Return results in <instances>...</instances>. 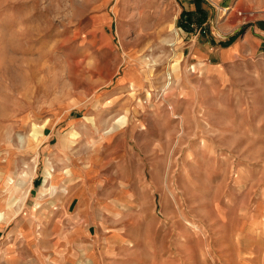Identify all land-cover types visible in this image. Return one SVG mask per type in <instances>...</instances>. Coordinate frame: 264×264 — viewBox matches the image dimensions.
<instances>
[{
	"label": "rangeland",
	"instance_id": "374dc122",
	"mask_svg": "<svg viewBox=\"0 0 264 264\" xmlns=\"http://www.w3.org/2000/svg\"><path fill=\"white\" fill-rule=\"evenodd\" d=\"M200 1L0 0V224L68 201L77 264H264V49L220 57L264 9Z\"/></svg>",
	"mask_w": 264,
	"mask_h": 264
},
{
	"label": "crops",
	"instance_id": "0c3cea01",
	"mask_svg": "<svg viewBox=\"0 0 264 264\" xmlns=\"http://www.w3.org/2000/svg\"><path fill=\"white\" fill-rule=\"evenodd\" d=\"M202 1H200L202 7L206 3H208L207 5H222L225 8L231 5L229 0ZM182 4L184 5V10L191 11L194 8L195 0H182ZM247 6L252 16L259 9H264V0H248ZM240 29L242 30L238 33ZM233 33L236 36L231 44L220 49L222 60L229 61L237 56L253 54L260 48L264 49L263 17L253 16V18H248L244 23L238 24ZM199 58H202V60L207 59L208 55L205 57L199 56ZM66 202L68 201L54 203L57 205L56 212L50 217V220L55 222L60 219L65 228L70 230L65 231L69 235H62L63 233L54 230L51 232L49 230L50 233L46 235L43 231L32 228L24 229L23 231L14 229L9 231L8 225L13 218L6 224H0V264H77L75 259H78V248L89 246L91 250L93 248L92 244H90L92 240L85 229L77 227L79 222L84 223L87 218L81 215L78 210L77 212L75 210L70 212L69 208L64 206ZM67 205H70V203L68 202ZM77 221H79L78 224ZM51 227L54 226L51 225ZM77 231L80 233H77ZM68 236L69 240H67ZM62 249L65 251L62 252ZM90 250H86L85 254L90 252ZM89 257L84 260L90 262L93 254ZM72 261L75 262L72 263Z\"/></svg>",
	"mask_w": 264,
	"mask_h": 264
}]
</instances>
